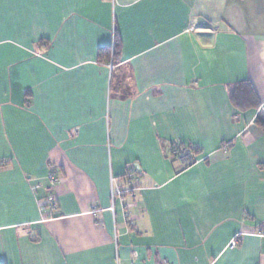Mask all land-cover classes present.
<instances>
[{"label":"crops","instance_id":"0c3cea01","mask_svg":"<svg viewBox=\"0 0 264 264\" xmlns=\"http://www.w3.org/2000/svg\"><path fill=\"white\" fill-rule=\"evenodd\" d=\"M262 110L264 0H0V263L264 264Z\"/></svg>","mask_w":264,"mask_h":264},{"label":"trees","instance_id":"16d2710c","mask_svg":"<svg viewBox=\"0 0 264 264\" xmlns=\"http://www.w3.org/2000/svg\"><path fill=\"white\" fill-rule=\"evenodd\" d=\"M117 49L119 47V39L116 40ZM103 52V50H101ZM118 52V51H117ZM109 50H107V54ZM115 54V53H114ZM117 55V53H116ZM230 98L232 104L238 110H246L249 108L257 109L259 107V103L255 99V93L253 87L249 81H242L237 83L230 92ZM255 123L259 126V128L264 132V111H260L257 116ZM187 152H192V148L190 145H183V143H175L170 148V154L172 157L181 156L182 154H186ZM6 264V263H0Z\"/></svg>","mask_w":264,"mask_h":264},{"label":"built area","instance_id":"2783aa9c","mask_svg":"<svg viewBox=\"0 0 264 264\" xmlns=\"http://www.w3.org/2000/svg\"><path fill=\"white\" fill-rule=\"evenodd\" d=\"M136 173H137V170L135 169V167L134 166H130L128 168V171H127V176L131 180L132 179H136L135 178ZM50 176H51L52 182H57L59 180V177L55 176L53 172L51 173ZM123 192L124 191H123L122 188H120V187H113V190H112L113 199H114V196H120V195L123 194ZM57 207H58V205H57L56 198H55V196L52 193H50L48 196H46L45 200L42 202V208L43 209H50L52 211H56L57 210ZM112 208H113V206H112ZM235 243L236 242L233 241L231 243V246L234 247L235 246Z\"/></svg>","mask_w":264,"mask_h":264}]
</instances>
